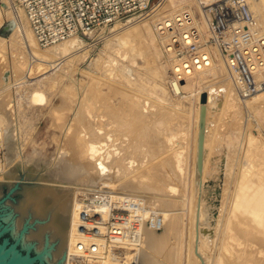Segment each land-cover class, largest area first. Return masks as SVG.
I'll list each match as a JSON object with an SVG mask.
<instances>
[{"label": "bare ground", "instance_id": "6f19581e", "mask_svg": "<svg viewBox=\"0 0 264 264\" xmlns=\"http://www.w3.org/2000/svg\"><path fill=\"white\" fill-rule=\"evenodd\" d=\"M204 1L185 0L176 6L171 0H160L153 6L150 16L148 13L132 22L116 23L110 30L114 33L105 36L103 48L93 60V68L110 79L102 82L95 73L79 67L89 54V45L83 38L73 36L41 48L22 7L12 0H0V26L10 17L14 23L9 37L0 35V140L8 149L6 161L20 159V146L24 145L22 141L18 144L17 132L12 127L15 93L32 85L25 110L36 113V118L50 105L49 94L58 91L62 99L58 107L48 108L52 126L61 129L63 135L56 148L57 155L54 154L57 157L47 168L50 181L42 185L74 189L66 264H87L85 262L89 261L74 258L81 255L76 246L83 234L81 222L86 229L97 223L100 231L96 235L104 233L109 226L107 218L111 211L108 208L98 215L82 216L85 199L80 195L91 190L105 191L114 196L112 198L124 195L130 199H145L163 217L159 229L143 227L139 246L130 243L127 234L120 245L102 236H93L94 233L86 236L97 240L105 250V255L94 264L183 262L178 240L184 220V203L178 192L185 163V144L184 140L175 143L172 140L184 134L180 129L187 121L178 109L187 108L190 100L197 101L196 128L192 134L195 140L194 201L184 261L186 264H264V139L255 136L249 121L244 119V107L249 109L248 115L258 111L264 117V86L242 97L217 50H213L206 67L178 81L171 74L172 61L163 49V38L171 33L165 23L176 20L183 10L190 12L193 24L201 33L206 32ZM248 2L256 28L264 32V0ZM159 24L163 25L164 33L159 30ZM100 32L103 34L104 30ZM166 62L170 65L168 73ZM79 71L80 79L74 77ZM255 78L260 81L264 75L256 74ZM112 80L118 82V86L113 85ZM38 81L43 84H34ZM156 90L162 92V97H159L161 93L156 95ZM203 93L206 101L202 162L198 169ZM152 96L158 101L151 100ZM158 112L163 114L160 116ZM132 124H137V130L152 126V132L142 135L134 131L136 128ZM243 124L246 135L240 141L242 144L220 143L222 129H230L238 136ZM54 137L56 141L59 138L58 135ZM138 137L146 139L135 142ZM242 154L249 157L248 164H244ZM1 169L0 166V172ZM151 176L158 177L161 182L157 190L149 189H153L149 186ZM209 178L221 186V199L217 202L208 199L205 183ZM143 190L147 194L142 195ZM116 214L125 221L131 217L128 212ZM213 245H216V253L211 256Z\"/></svg>", "mask_w": 264, "mask_h": 264}, {"label": "built area", "instance_id": "2783aa9c", "mask_svg": "<svg viewBox=\"0 0 264 264\" xmlns=\"http://www.w3.org/2000/svg\"><path fill=\"white\" fill-rule=\"evenodd\" d=\"M151 0H13L22 7L25 17L41 48L61 43L73 36L89 35L96 29L106 28L116 22H129L143 18ZM206 32L201 33L187 10L176 20L166 22L170 34L164 36L163 49L172 61L171 74L181 81L194 70L206 67L213 50H217L233 76L242 97H248L264 86V79L256 80V74L264 75V32L256 28L248 0H211L202 3ZM163 25L159 24L161 33ZM85 214L98 215L108 208L109 226L97 235L94 223L91 229L81 222L82 238L76 241L81 255L76 259L94 264L105 255L98 241L86 236H102L120 245L125 238L139 246L145 225L159 229L163 217L145 199L114 196L100 190L83 191ZM128 212V221L118 217V212ZM92 218V217H90ZM120 218V219H119ZM87 220V219H86ZM94 221V220H92ZM107 222V223H108ZM105 225H108V224ZM125 231V233H124ZM80 264V263H79Z\"/></svg>", "mask_w": 264, "mask_h": 264}, {"label": "rangeland", "instance_id": "374dc122", "mask_svg": "<svg viewBox=\"0 0 264 264\" xmlns=\"http://www.w3.org/2000/svg\"><path fill=\"white\" fill-rule=\"evenodd\" d=\"M159 1L160 0H151L150 1V6H149V9L147 12V14L149 13L148 16H150L152 14L153 6H155V4ZM171 1L174 5L179 6V5H182L185 0H171ZM208 1H211V0H205V2H208ZM12 2H13V0H12ZM116 23H127V22H116ZM116 23H114V24H112L106 28L96 29L95 31H93L89 35L80 36V38H83L84 42L89 45L88 46L89 54L85 58V60H83L79 64V67L81 70H86L91 74L95 73L94 75L101 78L102 82L109 81L110 79H109V77H107L106 74L105 75L101 74L102 73L101 71L95 70L93 68L94 67L93 66L94 65L93 60H94V58H96L98 56L100 50L103 48V42L105 40V36L114 33V32H110V30ZM13 25H14V23H13L12 17L6 19V21L0 26V35L5 36V37H9L10 33L13 30L12 29ZM102 30H104L103 34H101V32H100ZM101 36H104V37H101ZM100 61H102V59ZM166 65H167L166 66V69H167L166 72L168 73V71L170 69V65L167 64V62H166ZM8 74L9 73L7 72L6 76H8ZM74 77L80 79L82 77L80 71L78 73H76V75ZM103 79H105V80H103ZM113 80L117 81V79L116 80L113 79ZM113 80H112L113 85L116 84V86H118L117 85L118 82L114 83ZM34 84L41 85L43 83H42V81H38V82H35ZM29 86L27 87L28 89L26 88L27 90L26 89L25 90L20 89L17 91V94L15 93V95H14L15 104L13 107L15 109V114H13V116H12L13 120H14L12 127L17 132L18 144L19 143L21 144L20 141H22V143L24 144L23 147L20 146V150H19L20 151V159H14V161L12 160L10 162L6 161L5 156L8 152V149H7L6 144H4L2 139H1L0 140V166L2 169L0 172V181L34 184V185H42L43 183L46 182L45 184H43V185H46L49 183L48 181H50L47 179V175H48L47 174V168L48 169L50 168L51 163H52L51 161H54L55 158L57 157V156H55V155H57V149L56 148L59 147L61 140H62V135H63L61 129H59L57 127L54 128V126H52L51 118L48 116V111H49V109H52L54 107H58L59 105H61L62 99L59 96L60 93L58 91L52 92L54 94L49 92V93H51V94H49L50 95L49 96V98H50L49 104L51 106L48 105L49 109L48 108H47L48 110L45 109L44 110L45 112L42 111L40 113V115L36 118V113L34 114V112H32V111L25 110V105L27 104V98H28L27 94H29L28 92L32 88V85H29ZM156 91H157L156 95L158 96L161 93L159 95V97L160 96L162 97V92L159 90H156ZM24 92H26V94H24ZM23 95L25 98L23 97ZM151 98H153L151 100H157V98H154L153 96ZM23 99L24 100L26 99V100L24 101ZM14 101L12 103H14ZM190 102H189L190 106L188 105L187 108H184L185 111L182 108L178 109L179 112L182 111L180 114H182L186 118V121H187V124L184 125L180 129V131L184 134L182 135V137L178 136V137H176V139L172 140V142H174V143L176 141L184 140L185 146L183 149V155L184 154L186 155V156L184 155L185 161H183V163L185 162L183 164V168H185V169L182 168V174H181L182 178L180 177V179H179V182L180 183L182 182L180 184L182 191L179 190V192H178V197L180 199L183 198L182 202L184 203V206H185V207L183 206L184 210L182 211L183 212L182 217L184 219L183 220V226H182V230L180 231L179 240H178V243L180 244L179 247L181 250L180 256L181 257L183 256L182 257L183 262L181 261V264L182 263L186 264V262L184 261V255L186 254L187 248H188V242H187L189 240V236H188L189 231L188 230H189V226H190V222H191L190 221V211H191L190 209H191V207H192L191 205L194 201V198L192 197L193 192H194V188H193L194 187L193 159H194V146H195V140L193 138V135H194V131L196 128L195 127L196 125H194L195 124L194 115H196V113H197V107H196L197 101L196 100H192V101L190 100ZM245 108L246 107H244V119L247 118L246 121L247 122L249 121L248 125L250 127V130L252 131V133L255 136L262 137V139H264V117H262V114H260V112L258 113V111H256V114H258V115H256L255 113H252L253 115H248L250 113V111L248 108H246V109ZM24 111H25V113H24ZM28 112L30 114H27ZM186 113H187V115H186ZM158 114L161 116L163 114V112H161V113L158 112ZM158 114H157V116H159ZM33 117H34V119H33ZM71 117H73V113H72ZM190 121H193V122H190ZM136 125L132 124V126L134 128H136ZM191 127L193 129H191ZM138 129L139 130H137V128H136V129H134V131L137 130V132H139V133L141 132L142 135H145L146 133L152 132V126L151 127L145 126L144 128L140 127ZM244 129H245V125H244V128L241 131V133L238 134V136L235 135L230 129H227V128H225L224 130L222 129L220 131L221 132L220 143H222V145H224V144H230L231 142L234 141L239 146V143H241V144L243 143L240 141H242L246 135L245 132H243ZM55 135L59 136V138H57V141L55 139L56 137H54ZM164 137L167 138L166 135ZM58 139H59V141H58ZM142 139L145 140L146 138L144 137ZM142 139H140V137H138V139L135 140V142H138L139 140L143 141ZM16 142H17V140H16ZM151 142H153V140ZM185 149H186V151H185ZM242 155H240V157H242V160L245 162L244 164H248L249 163V157L247 155H243V156ZM6 171H7V173H6ZM4 172H5V174H4ZM155 177L156 176H154V177L151 176L149 178L150 179L149 180V183H150L149 186H151L153 188V189L149 188L150 190H154V189L157 190L156 188L161 186L160 185L161 182H159L160 180L157 179L158 177H156V178ZM205 186L207 188V196L209 197L208 198L209 200H214V202H217L221 199V196H220L221 186L219 184L215 185L213 183L212 178H209L206 181ZM144 191L145 190L142 191L144 193L142 195H145V193L147 194V191L146 192H144ZM181 192H182V194H181ZM179 195L180 196L182 195L181 196L182 198ZM213 246H212V249H214V250H212V251L209 250L210 255L212 254L211 256H213V254L216 253V251H215L216 245L214 247ZM213 251H214V253H213ZM65 264H66V261H65Z\"/></svg>", "mask_w": 264, "mask_h": 264}, {"label": "water", "instance_id": "95a60500", "mask_svg": "<svg viewBox=\"0 0 264 264\" xmlns=\"http://www.w3.org/2000/svg\"><path fill=\"white\" fill-rule=\"evenodd\" d=\"M201 95L197 167L202 162ZM74 189L0 181V264H65Z\"/></svg>", "mask_w": 264, "mask_h": 264}]
</instances>
